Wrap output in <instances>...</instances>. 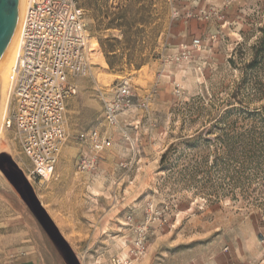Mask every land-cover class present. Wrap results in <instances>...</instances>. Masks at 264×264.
<instances>
[{"label": "rangeland", "instance_id": "rangeland-1", "mask_svg": "<svg viewBox=\"0 0 264 264\" xmlns=\"http://www.w3.org/2000/svg\"><path fill=\"white\" fill-rule=\"evenodd\" d=\"M78 2L91 69L76 78L77 93L67 101L54 174L28 179L13 128L3 127L0 155L21 170L57 228H74L60 233L78 264H111L112 257L128 264H264V152L245 156L188 142L231 108L234 131L264 132V0ZM196 37L200 46L181 56L180 44ZM101 45L116 55L117 69ZM122 81L132 87V106L98 168L82 171L76 135L103 128L101 94ZM227 169L240 174L223 176ZM27 259L65 264L0 171V264L32 263Z\"/></svg>", "mask_w": 264, "mask_h": 264}, {"label": "built area", "instance_id": "built-area-1", "mask_svg": "<svg viewBox=\"0 0 264 264\" xmlns=\"http://www.w3.org/2000/svg\"><path fill=\"white\" fill-rule=\"evenodd\" d=\"M200 39L180 44L181 56L198 48ZM89 33L78 0H28L20 28L19 52L9 76V107L4 128L14 129V138L29 161L28 179L45 180L54 174L66 140L67 101L77 93L76 78L90 73ZM103 128L79 131L76 159L82 171H94L110 147L120 115L132 106L134 92L120 82L101 94ZM148 97H145V102ZM142 239L135 252L143 254ZM111 264H128L116 257Z\"/></svg>", "mask_w": 264, "mask_h": 264}, {"label": "water", "instance_id": "water-1", "mask_svg": "<svg viewBox=\"0 0 264 264\" xmlns=\"http://www.w3.org/2000/svg\"><path fill=\"white\" fill-rule=\"evenodd\" d=\"M22 0H0V62L18 29ZM0 170L18 192L56 246L65 264H78L69 244L43 207L21 170L10 158L0 155Z\"/></svg>", "mask_w": 264, "mask_h": 264}, {"label": "trees", "instance_id": "trees-1", "mask_svg": "<svg viewBox=\"0 0 264 264\" xmlns=\"http://www.w3.org/2000/svg\"><path fill=\"white\" fill-rule=\"evenodd\" d=\"M102 51L105 55L109 68L111 70L117 69L115 67L116 55L112 53V50H106L102 46ZM232 109L233 108L226 109L221 118L216 119L214 122L210 121L207 126L206 124L202 125L194 132V135L188 142H191L196 147L200 145L210 146L215 144V146H218L217 149H221L226 152L239 151L245 156L248 152H264V132H258L254 129V127L244 129L240 132L234 131L235 127H233V122L229 121L230 111ZM209 135H213V137L210 138ZM172 147L173 144H171L165 152L162 153L159 161L161 165L166 164ZM219 160L220 159L218 158L214 160V167L219 166ZM239 174L240 173H238L237 170L231 171V169H227L223 176H229L232 178Z\"/></svg>", "mask_w": 264, "mask_h": 264}, {"label": "bare ground", "instance_id": "bare-ground-1", "mask_svg": "<svg viewBox=\"0 0 264 264\" xmlns=\"http://www.w3.org/2000/svg\"><path fill=\"white\" fill-rule=\"evenodd\" d=\"M27 4H28V0H22L21 17H20L17 33L8 51L6 52L4 58L0 62V138L3 136V120L6 118L9 107V96H8L9 76L11 74L12 67L14 66V63L18 56L20 28L22 25L24 11Z\"/></svg>", "mask_w": 264, "mask_h": 264}, {"label": "crops", "instance_id": "crops-1", "mask_svg": "<svg viewBox=\"0 0 264 264\" xmlns=\"http://www.w3.org/2000/svg\"><path fill=\"white\" fill-rule=\"evenodd\" d=\"M97 168H98V167H97ZM46 210H47V209H46ZM50 216H51V214H50ZM51 217H52V216H51ZM51 219H53V217H52ZM53 222H54V223H56L54 219H53ZM93 226H94V225H93ZM97 226H98V225H96L94 228L96 229V228H97ZM72 229L74 230V228H72ZM72 229H71V227H65V228H61V229H60V228H58V230H59V231H61V230H65V231H71ZM75 229H76V230H79V228H78V227H77V228H75ZM27 261H31L32 263H30V264H35L33 260H28V259H27Z\"/></svg>", "mask_w": 264, "mask_h": 264}]
</instances>
